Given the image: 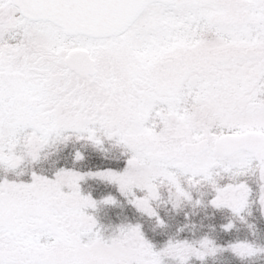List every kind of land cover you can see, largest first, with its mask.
<instances>
[{
    "label": "snow or ice",
    "instance_id": "1",
    "mask_svg": "<svg viewBox=\"0 0 264 264\" xmlns=\"http://www.w3.org/2000/svg\"><path fill=\"white\" fill-rule=\"evenodd\" d=\"M0 264H264V0H0Z\"/></svg>",
    "mask_w": 264,
    "mask_h": 264
}]
</instances>
